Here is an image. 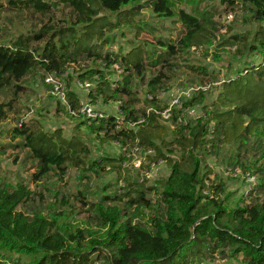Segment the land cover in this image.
<instances>
[{
    "label": "trees",
    "instance_id": "16d2710c",
    "mask_svg": "<svg viewBox=\"0 0 264 264\" xmlns=\"http://www.w3.org/2000/svg\"><path fill=\"white\" fill-rule=\"evenodd\" d=\"M32 1L36 7L46 5L40 0H8V4L14 9L19 3ZM62 1L76 13L70 24L47 23L34 35L21 32L10 42L0 43V91L39 69L48 75L63 72L66 63H79L81 57L87 61L102 60L106 64L105 70L100 65L80 67L85 70L79 77L83 81L87 78L96 81L90 92L94 102L99 98L105 103L123 100L121 108L125 119L135 121L140 114H145V109H135L140 98L132 88L134 81L144 79L149 69L158 67L159 73H153L147 82V94L155 95L157 89L167 83V76L162 71L165 64L170 69L175 68L178 54L190 52L193 47H204L208 56L219 32L215 20L217 7L210 2L201 8L204 0H192L191 11L178 7L177 0ZM140 1L146 2L153 14L174 18L183 25L185 32L179 41L160 40V49L151 52L146 47L148 41L140 42L120 58L105 53L106 32L130 25L137 28V35L140 34L144 24L135 19L141 8L135 3ZM220 1L232 6L242 4L248 10L250 20L264 23V0ZM105 11L111 15L102 14ZM32 40L45 42L34 47ZM228 41L238 45L237 53L246 55L264 47V26L255 33L233 34ZM216 53L215 58L220 59L221 55ZM118 62L127 74L115 87L106 76L112 64ZM199 69L206 75L209 73L207 66ZM95 75H99V79H95ZM223 85L224 91L214 106L205 110V115L194 123H175L172 128L160 115L152 112L147 123L137 130L115 129V117L98 118L90 124L103 142L117 140L125 147L129 141L134 143L139 139L141 146L153 149L144 169H149L152 162L166 159L170 172L152 184L140 181L141 171L136 172V179L132 181L123 176L122 170L133 171L124 168L126 155L123 153L90 162V145L78 134L68 137L63 127L47 129L39 119L33 118L29 122L22 120L11 128L12 138L22 139L17 145L29 148L39 161L34 175L37 180L53 170L65 174L70 168L78 169L83 178H88L87 171L97 166L120 173L109 186H118L121 179L128 182L119 186L114 194L106 193L108 190L103 188L105 194L99 203L93 204L91 211L99 227L96 229L95 226L73 224L64 212L26 211L25 203L33 191L21 182L12 187L0 179V264H205L208 255L227 249L230 257L240 258L242 264H264V196L246 205L229 206L222 195L223 182L214 180L208 187L207 180L212 171L206 159L209 143L218 149L223 142L246 143L251 135L264 136V61L249 64ZM124 96H127L126 100ZM205 100L206 93L201 92L185 106L200 104L206 108ZM67 101L69 104L61 106L63 110L70 105L80 112L81 98L77 92L69 90ZM144 101L149 106L157 99L147 95ZM173 117L176 121L175 114ZM212 121L215 122L214 138H208ZM103 130H106L104 135L100 134ZM263 141H259L258 147L264 158ZM257 171L263 172L257 189L264 193L263 164ZM207 188L215 190L209 193ZM150 192H156L158 198L154 200L149 196Z\"/></svg>",
    "mask_w": 264,
    "mask_h": 264
},
{
    "label": "rangeland",
    "instance_id": "374dc122",
    "mask_svg": "<svg viewBox=\"0 0 264 264\" xmlns=\"http://www.w3.org/2000/svg\"><path fill=\"white\" fill-rule=\"evenodd\" d=\"M35 1L38 2L39 0ZM191 1L177 0V6L191 11ZM40 2L46 4L44 8L36 7V3L34 4V1H32L28 4L19 3L18 7L11 9L8 0H0V43L3 41L10 42V39L17 38L21 32L34 35L47 23L66 26L75 20V11L65 1L40 0ZM210 2L212 5L215 4L216 10H218L215 20L218 22L219 32L213 45L209 48V55L207 56L204 52V47H193L190 52L179 53L175 68L170 69L165 64L162 69L167 76V83L163 87L186 86L190 83L208 82L209 80H215L214 82H216V80L222 78L228 80L244 70L249 64L251 66L264 61L263 46L242 55L236 52L238 45H231L234 41L227 42L229 37L236 33H255L262 25L264 26V23L250 20L248 10L242 4L232 6L223 4L220 0H204L200 7L204 8ZM135 5L141 6L135 17L138 23L144 24L140 34L137 35V28L130 25H121L113 32H106L108 43L104 47L105 53L109 52L114 56L118 55L120 58L126 55L133 46H138L140 42L148 41L146 47L151 52L152 49H160V40L168 41L171 39L176 43L179 41L185 32V28L181 23L176 22L174 18L159 17L153 14L144 1L137 2ZM102 14L111 15V12L105 11ZM47 37L45 38L47 39ZM44 42L45 40L40 43L32 40L31 44L36 47L43 45ZM215 51L221 55L220 59L215 58ZM192 65L194 68H192ZM95 66L99 67L94 61H87L84 57H81L79 63H66L65 70L61 73L55 71L54 74L45 75L39 69L28 74L16 85L0 91V179L12 187L21 182L33 191L30 199L25 203L24 209L26 211L30 213L39 210L45 213L64 212L73 224L81 227L95 226L96 229H99L91 212L93 211V204L100 202L105 194L103 188L108 190L106 193L114 194L119 186L125 185L127 180L121 179L118 186H115V184L109 186V184L115 182L120 173L116 170L105 171L97 166L96 169L87 171L88 178H83L78 169L70 168L65 174L53 170L46 177L37 180L34 175L38 170L39 161L29 148L17 145L21 142V138L13 139L11 136V128L20 124L22 120L29 122L36 118L47 129L54 130L57 127H63L68 137L74 133L78 134L91 147L90 162L98 160L102 156L118 157L123 152V147L121 148L113 141L103 142L90 128L87 115L83 112L81 114L71 112L69 109L63 110L61 106L63 107L64 103L60 100V93L54 92L55 85H57L60 91L74 90L81 98L86 100L88 91L78 84V82H84L79 75L85 69L80 70V67ZM201 66H207L209 72L207 75L200 71ZM114 70L110 69V73L113 72L111 78L117 80V78H120V71ZM158 70V67H153L148 70L144 79L141 77L134 81L132 88L140 98V102L135 105V109L141 111L146 106L144 98L146 97L147 82L153 73H159ZM212 75L216 78L213 79ZM48 77L52 80L48 81ZM86 80L91 82L93 86L96 85L95 81L92 82L94 79L87 78ZM17 84H20V87H17ZM212 87L206 93V108L202 109V113L212 108L224 91V85L221 83H215ZM166 98L164 96V99ZM126 99L127 96H124V100ZM102 100L95 104L96 110L110 109L117 111L118 102L104 103ZM260 140H264V136L251 135L246 143L223 142L218 149L212 145L208 146L206 159L212 171L209 175L210 179L207 181L208 187L212 186L214 180L223 182L224 191L222 195L227 199L226 204L231 207L237 204L246 205L255 198H263L264 196V193H260L258 189L251 193L250 182L246 180L244 175L239 178L231 175V172L235 175L236 170L233 171L234 169H244L258 173L261 181L263 172L257 171L260 165L263 164L264 166L262 151L258 147ZM126 147H129V145ZM166 164L167 167H163L166 168L167 175L170 164L168 162ZM109 168L110 166L107 169ZM121 173H124L123 176L126 175L129 181L136 179L135 171L122 170ZM214 190V188H207L206 192L213 193ZM119 192L121 191L119 190ZM149 196L156 200L159 195L156 192H150ZM121 205H124V202ZM147 212L150 213L149 210ZM205 264L242 263L240 258L230 257L227 249L222 253L215 252L213 256L208 255Z\"/></svg>",
    "mask_w": 264,
    "mask_h": 264
},
{
    "label": "built area",
    "instance_id": "2783aa9c",
    "mask_svg": "<svg viewBox=\"0 0 264 264\" xmlns=\"http://www.w3.org/2000/svg\"><path fill=\"white\" fill-rule=\"evenodd\" d=\"M219 27V26H218ZM105 70L106 64L102 60H96V59H91ZM110 69L120 71L119 75L120 78H117V80H113L111 77ZM114 70V71H115ZM134 71V69L132 68ZM107 79L113 82V85L116 87L118 85V82L120 83L124 76H125V70L123 69V66L118 62L112 64V66L108 69L107 71ZM54 74V72L50 73ZM49 75V74H48ZM95 79H99V75L94 76ZM51 81L52 78L48 77V81ZM215 80L208 81V82H196V83H190L186 86H177V87H170V86H160L155 95L148 93L146 91V96L150 99H157L155 104L151 105H146L144 106L145 109V114H140L139 118L135 121H132L131 119L126 120L125 119V113L122 110L121 106L123 104V100L115 101L118 102V107L117 111L115 110H96L95 109V104L101 102L102 99H98L97 102H94L93 99L90 97V92L92 89L95 88L91 82L88 80H84V82H78L79 86L83 89H86L87 92V99L81 98V109L80 112L74 111L70 105L69 110L71 112H77L81 114L83 112L85 115H87V120L89 121V124H92L94 120H97L98 118H103V119H109L111 117H115V122L116 126L115 129H123L126 128L128 130H137L139 129V126H141L144 123H147L148 117L152 112H155L156 114L160 115L161 118L165 121L166 124L170 125L172 128H175V123L178 124H188V123H194L201 115H205V112L202 113L203 105L200 104H195V105H190V106H185V103L192 99L194 96L198 95L201 92L207 93L209 92L215 85V83H221L223 84L226 79H221V80ZM94 82V80L92 81ZM96 83V81H95ZM212 87V88H211ZM54 92H59L60 93V100L64 104H69L67 101V96H68V90L66 91H60L58 89V86L55 85V90ZM164 96L167 98L164 99ZM146 98V97H145ZM144 98V99H145ZM103 102V100H102ZM111 102V101H110ZM105 103V102H104ZM157 104V105H156ZM160 106L161 108H159ZM174 114L176 115V121H174ZM106 130H103L100 132V134L104 135ZM214 132H215V122L212 121L210 131L208 134V138H214ZM116 142L120 147H123V154L126 155V159L124 160V167H128L132 169L135 172L140 173V181L141 182H146L147 184H152L154 180L161 178L163 174H166V168L163 166L167 167V160L166 159H161L158 162H152L150 165L149 169H144L143 165L148 159V155L154 153L153 149H147L144 148L143 146L140 145V140L136 139L134 143L132 141H129L126 146L129 145V147H124L120 144L119 141H113ZM212 143H209L208 146H211ZM235 175L233 172H231V175L239 178L242 175L246 177V180L250 182V191L251 193H254L257 190V186L259 184V179L260 177L258 176V173L251 172L248 170H240V169H234ZM168 172H170V168H168ZM159 176V177H158ZM209 181V180H207Z\"/></svg>",
    "mask_w": 264,
    "mask_h": 264
}]
</instances>
